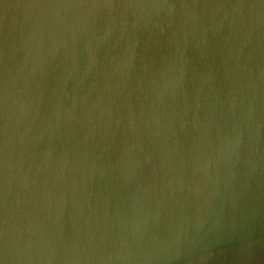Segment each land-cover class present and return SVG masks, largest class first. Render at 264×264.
Here are the masks:
<instances>
[{"label": "water", "instance_id": "water-1", "mask_svg": "<svg viewBox=\"0 0 264 264\" xmlns=\"http://www.w3.org/2000/svg\"><path fill=\"white\" fill-rule=\"evenodd\" d=\"M0 264H264V0H0Z\"/></svg>", "mask_w": 264, "mask_h": 264}]
</instances>
